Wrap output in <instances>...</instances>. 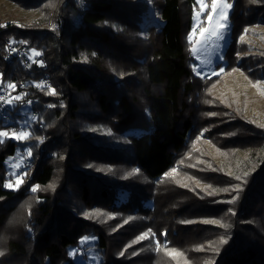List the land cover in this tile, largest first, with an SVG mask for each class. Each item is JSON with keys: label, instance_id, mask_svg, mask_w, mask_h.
I'll list each match as a JSON object with an SVG mask.
<instances>
[{"label": "trees", "instance_id": "obj_1", "mask_svg": "<svg viewBox=\"0 0 264 264\" xmlns=\"http://www.w3.org/2000/svg\"><path fill=\"white\" fill-rule=\"evenodd\" d=\"M13 1L40 16L0 18V92L22 97L7 103L0 131H18L14 121L27 113L35 120L28 139L0 143V234L20 215L1 240L0 264H77L70 252L88 237L99 264H264V121L231 98L205 97L219 78L192 71L195 0H153L161 22H149L145 37L146 0ZM228 1L224 69L261 76L264 57L242 37L264 26V0ZM7 43L30 63L44 58L48 70L7 62ZM83 115L119 145L82 130ZM21 147L31 167L9 189L6 161ZM24 198L28 227L26 211H16Z\"/></svg>", "mask_w": 264, "mask_h": 264}, {"label": "rangeland", "instance_id": "obj_2", "mask_svg": "<svg viewBox=\"0 0 264 264\" xmlns=\"http://www.w3.org/2000/svg\"><path fill=\"white\" fill-rule=\"evenodd\" d=\"M149 5V10L151 14H148L145 17V22L143 25L144 33L141 34L142 37H145L147 24L149 22H157L160 23L161 19L159 15L153 9V0H146ZM197 9L193 16L192 28L189 36H192V40L188 41L191 43V67L193 74L197 80H204L218 76V81L214 84L213 88L205 95L208 98L210 96L216 101L219 102L221 105H226L228 99L235 100L236 104H241L248 110V115L252 116L255 120H263L264 121V74L260 73L261 76H258V73L254 71L250 76L247 74V70L245 69H232L230 71H225L224 69V59L223 54L227 47V44L230 39V22H229V15L231 8L228 10V19L227 21H220L219 16H214L213 20L209 22L207 20V16L204 17V14L207 9L206 0H204V4H198L197 0H195ZM228 3H230L228 1ZM231 4V3H230ZM40 16V13L37 10H21L20 7H17V4L13 0H0V18L1 19H13L18 22H27L31 23L36 20ZM226 24V27L221 29L217 27L218 23ZM3 25V24H2ZM107 26L110 23L106 24ZM113 28H116V24H111ZM203 27L208 29V31L201 35L199 29ZM217 28V31L222 36V39L216 38L211 32L212 28ZM242 40L248 44L250 47V54H256L264 57V26L253 24L249 27L248 32L242 37ZM86 60V57H85ZM221 65L220 68L218 66ZM223 69V71H220ZM118 80V77H115ZM214 104L210 107L212 108ZM89 107V106H88ZM84 111L87 112L89 115H92V111H96L94 107L91 109L86 110L83 107ZM28 109L25 108L24 112H27ZM84 114V113H83ZM26 115L21 118L17 117L15 119V123L18 126V131L25 130L28 132V128L26 126L28 123L32 124L31 115L27 113ZM86 116H81L79 120V127L87 133L95 136H104V140L106 141L107 146H114L119 145L120 140L118 137L113 135V132L107 129L105 126H102L96 122L86 121ZM22 119V120H21ZM13 121L9 120L3 122V125H12ZM9 133H12L11 129H7ZM7 138H11L15 141L22 142L24 140H17L11 137V135ZM7 138H0L2 142ZM1 143V142H0ZM28 148L21 147L17 148L15 156L8 159L6 161V184L12 183L15 184L18 176H25L26 171L28 168L31 167L29 165V158L28 155ZM250 157L249 153H242L240 154V159L246 160ZM241 160V161H242ZM31 163V162H30ZM5 180V179H4ZM22 183V182H21ZM20 183V184H21ZM19 184V185H20ZM197 188H203L202 185L196 184ZM9 189H15L17 187H7ZM33 188L31 191L33 192ZM218 202L223 201V199L218 198ZM32 206V203L29 199L24 198L17 206V212L20 210L26 211V218L27 221L25 222L26 227L29 226V223L32 222L31 218L29 217L31 214L29 213V207ZM19 213H14L9 216L8 224L5 226V229L0 234V244L2 238H5L6 233L9 234V231L15 224V222L19 219ZM95 240L91 237L83 238L80 242V247L78 249H74L70 252V256L74 258L77 264H99L100 258L96 254L93 249V244ZM0 247V253L1 252ZM201 263V262H200ZM203 264H209L207 262Z\"/></svg>", "mask_w": 264, "mask_h": 264}, {"label": "snow or ice", "instance_id": "obj_3", "mask_svg": "<svg viewBox=\"0 0 264 264\" xmlns=\"http://www.w3.org/2000/svg\"><path fill=\"white\" fill-rule=\"evenodd\" d=\"M197 3L203 5L204 4V0H197ZM231 7H232V4L228 3V0H211L210 11L208 12L207 20L209 22H211L213 20L214 16L218 15L220 21H227V19H228V10ZM217 27L223 29V28L226 27V24L220 22V23H218ZM199 31H200L201 35H204L208 31V29H205V28L201 27L199 29ZM211 32H212V34L214 36H216V38L222 39V36L217 31V28H215V27L212 28ZM189 40H192V36H189ZM33 55L34 56H39L40 53L36 52L35 50H33ZM220 71H223V69H221ZM38 86L39 87H44V85H38ZM6 87L9 88V89H13L14 90L16 88V85L13 84V83H9V84H7ZM21 99H22V97L17 95V96H15L12 99H8L6 102L7 103H12L13 100L19 101ZM0 102H4V97H0ZM10 135H11L12 138L22 141V140L28 139L29 136H30V133L25 131V130H21L19 132H15L14 131L12 133H9L8 131H0V138H7ZM0 142H2V140H0ZM28 155L29 156L31 155V151L30 150L28 151ZM22 180H23V176L22 175L18 176L15 184H12L10 182V183L6 184L5 187H17L18 188L19 184L22 182ZM33 191H36V189L33 188ZM146 238H147V235L145 234V235H142L141 237H139L138 239H146ZM157 243H159V242H157ZM0 255H2V253H0Z\"/></svg>", "mask_w": 264, "mask_h": 264}, {"label": "built area", "instance_id": "obj_4", "mask_svg": "<svg viewBox=\"0 0 264 264\" xmlns=\"http://www.w3.org/2000/svg\"><path fill=\"white\" fill-rule=\"evenodd\" d=\"M22 45V44H21ZM23 48L21 50H19L15 45H13L12 43H7L5 46V60L7 62L12 61L15 57L23 60L25 62L24 64V68L26 70H30V66L32 63V66L35 70H37L38 72L41 73H45L48 70V63L45 61L44 58L42 57H38L36 59H33L32 62L30 63L29 61H27L24 57H23ZM35 61V62H34ZM44 79V78H43ZM39 80L37 83L41 84L44 83L45 80ZM0 97H4V102H0V116L6 118L7 114L9 112V108L7 106V100H8V92L5 90H2L0 92ZM29 103V102H28ZM8 111V112H7ZM31 121L33 122L35 120V116L31 115ZM28 125H31L30 123H28ZM29 165H31V163L29 162Z\"/></svg>", "mask_w": 264, "mask_h": 264}]
</instances>
